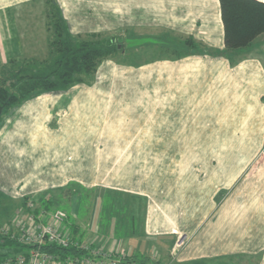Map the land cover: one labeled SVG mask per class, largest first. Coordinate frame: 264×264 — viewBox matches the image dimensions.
Here are the masks:
<instances>
[{"label": "crops", "instance_id": "obj_1", "mask_svg": "<svg viewBox=\"0 0 264 264\" xmlns=\"http://www.w3.org/2000/svg\"><path fill=\"white\" fill-rule=\"evenodd\" d=\"M30 1L0 0V67L20 55L17 11ZM58 1L75 36L105 35L124 25L160 29L181 45L186 37L194 38L203 51L184 55L175 49L160 61L129 66L104 62L94 85L40 92L25 100L0 136L1 194L20 203L16 213L25 197L38 213L48 198L56 199V209L69 207L66 226L73 236L93 248L104 247L106 255H92L98 262L111 255L120 264H264V160L251 174H243L245 167L236 172L229 163L205 176H179L185 171L179 168L171 178L175 186L162 188L146 178L154 168L144 174L133 164L138 157L153 158L154 143L229 141L214 138L229 132L227 126L232 136L246 124H258L264 134V34L242 51L215 55L208 50L226 51L219 0ZM159 62L163 86L143 85ZM116 77L126 85H100L109 79L115 84ZM234 114L236 123L227 121ZM143 144L148 149L140 152ZM70 186L143 199L139 230L135 221L125 224L118 215L105 216V195L95 193L92 201L65 197ZM30 251L17 246L6 253L17 259Z\"/></svg>", "mask_w": 264, "mask_h": 264}, {"label": "rangeland", "instance_id": "obj_2", "mask_svg": "<svg viewBox=\"0 0 264 264\" xmlns=\"http://www.w3.org/2000/svg\"><path fill=\"white\" fill-rule=\"evenodd\" d=\"M57 5L60 7V3L58 0H31L30 2L18 6L19 9L17 11V23L19 25L18 30L20 31L19 42L21 43V51L19 57L14 58V60L7 63L5 66L2 65V67H0V86L4 82L6 75L9 74V70L17 71L22 68H25L26 66L35 70L39 68H44V66L49 61L56 58L58 53L55 43H58L60 37L59 32L56 31L58 24H60V17ZM123 28L124 29L109 31L106 32L105 35H101V37H106L108 39L114 38L118 44L117 51L113 53L110 57L105 58L97 67L96 72L92 76H88L86 78L85 83H80L77 85H94L97 81L98 69L102 66V63L104 62L109 61L110 63H115L118 66H129L132 62H136L138 60L152 61L153 59V61L157 62L162 60L165 56H172L173 54H175L174 52H176V50L174 49L175 43H172V41H175L174 39L177 37L172 38V36L169 35L170 33L163 32L164 30H134L132 28H126L125 25ZM142 49H144L145 51H142ZM262 50L263 49H261V51ZM153 66V71L150 72L146 78L148 83L146 80H144L143 85L149 84L154 86H163L164 77L162 75L163 73L161 70L162 63L159 62L153 64ZM118 74L119 73H117V75ZM120 74H122V78H125L123 76L124 73ZM120 78H115V84L113 79H109L106 80L105 83L102 82L100 85H126V80ZM12 81L13 80H10L5 83L10 84ZM12 90L14 91L15 89L11 88V91ZM18 108V106L10 108L7 112H3L1 114L0 136H2L4 125L7 124L6 120L11 117V114L16 113V110H18ZM233 117V120L230 119L227 121H230L231 123L235 120L236 123V120L239 118L236 117V114H234ZM246 121L248 122L249 120ZM227 129L229 132L220 131L218 136L216 135L214 136V138L223 136L225 138H229V141L182 144H150L151 146H154V157L148 159L144 157H138L133 159V164L135 165V167H137L138 170H144V174H146L145 170L147 169V167L151 169L154 168V171H152L150 175H147V177L146 175L143 176L148 178L147 180L153 178L154 183L152 182V184H154L156 188H162V185L166 183H171L175 186L171 178L176 176L174 175V173H177L178 171L176 170L179 168H185V171H179L178 175L181 173V175L186 174L185 176L191 177L193 176L192 174L197 173L201 176H205L206 173H208L209 169L216 168L217 166H226L225 164L229 163L236 168V172L238 171V169L245 167L247 171H245L246 173L243 172V174H251L252 169L261 166V162L264 160V134L263 130H261V126L259 127L258 124L256 126L246 124L244 126L236 127L233 136L229 134L232 131V127L227 126ZM257 130L258 133L256 134ZM95 145L104 147L107 144ZM143 145L144 147L141 146V148L139 149L140 152L146 151L148 149L147 144ZM180 151L181 155H178ZM222 152H233L235 154L234 158H226L224 157ZM243 153L249 155L252 154V157L250 159L242 158L241 154ZM113 163L114 161L110 163L111 165L108 168L109 173L112 172L114 169ZM97 164L98 167H101L99 163ZM135 177L137 176L135 175ZM138 182L142 183L141 181ZM70 188L71 190H65L63 192L65 197H67V193H69V199H71L73 195H76L80 196L83 200L90 199L92 201L93 199H95V193L98 194V196L96 195V197L100 198H102V195H105V197L103 196L106 199L104 200L106 202L105 216L113 219V216L111 215H118L119 218L125 222V224L132 223L135 221V224H137L136 229L139 230V226L141 225L140 223H142L140 209H142L143 206V199H134L130 195H118V193H113L110 191L106 192L107 194H102L103 189L97 191L98 189L85 190L82 187L76 186H70ZM16 197H18L16 199L22 200L25 196L22 197L18 195ZM0 198V200L3 202L0 204V219H2L0 220L1 230V226L8 222L9 218L11 219L14 216V214L18 210V206L20 203L16 204L15 199H12V201L8 202V200H6L3 196H0ZM77 199L78 198L75 197L76 201ZM67 201L70 202V200ZM31 202H33V200H31ZM132 206L135 211L134 214H132ZM3 208L11 210L10 212H8L10 216L4 212ZM33 208L35 209L36 207ZM54 209L56 208H53L51 210ZM64 209L66 211H69V207H65ZM16 247L17 245L13 244L10 241H7L5 244L0 245V250L7 252Z\"/></svg>", "mask_w": 264, "mask_h": 264}, {"label": "trees", "instance_id": "obj_3", "mask_svg": "<svg viewBox=\"0 0 264 264\" xmlns=\"http://www.w3.org/2000/svg\"><path fill=\"white\" fill-rule=\"evenodd\" d=\"M219 2L224 24L226 51L222 53L216 50H208L212 54L227 55L230 52L242 51L249 47L260 35L264 34L263 1L219 0ZM57 8L60 17V24H58L56 28L60 37L58 43H55L58 55L53 60L49 61L44 68L35 70L26 66L17 71L9 70V74L6 75L4 79V84L2 83L0 86V106L3 107L2 113L7 112L10 108L19 106L25 100L40 92L64 90L74 85L85 83L86 78L92 76L96 72L99 64L117 51L118 44L114 38L108 39L106 37H101L102 34L98 33L85 36L73 35L58 5ZM175 41H172V43H175L174 49L181 50L184 55H190L193 53L192 51H196V53L201 52L200 49H202V45L198 44L192 37L183 39V45H181L182 41ZM184 46L186 49L183 48ZM10 80H13L10 84L5 83ZM11 88L15 90L11 91ZM110 192L114 193L115 191ZM119 194L121 193H118V195ZM0 196H3L1 192ZM3 197L8 200V202L12 201L9 197ZM54 199L48 198L45 203V209L43 210L53 209L54 202L56 201V199ZM1 203L3 202L0 200V204ZM29 203L32 202L29 201L28 198H25L22 201V207L25 208L26 211L31 212ZM3 209L6 214L11 211L7 208ZM34 213L38 212L34 210ZM10 220L9 218L8 221ZM7 241L21 247H32L11 240L9 237L3 235L0 230V245L5 244ZM41 251L54 255L60 260L85 254L84 250L75 246L64 248L49 243L41 246ZM9 259V254L0 250V264L6 263ZM11 259L14 264L16 258Z\"/></svg>", "mask_w": 264, "mask_h": 264}, {"label": "built area", "instance_id": "obj_4", "mask_svg": "<svg viewBox=\"0 0 264 264\" xmlns=\"http://www.w3.org/2000/svg\"><path fill=\"white\" fill-rule=\"evenodd\" d=\"M31 212L25 208L19 211L6 222L1 233L19 244L30 245L31 251L15 260L17 264H120V260L110 255L108 261H96L93 256L106 255L104 247L93 248L91 243H83L79 238L74 237L71 229L66 226L69 214L63 209L41 210L34 213L33 203H29ZM22 209V210H21ZM21 210V211H20ZM55 244L60 247L69 248L75 246L85 251V254L78 257H69L60 260L54 255L41 251L44 244ZM13 263L9 259L5 264Z\"/></svg>", "mask_w": 264, "mask_h": 264}, {"label": "water", "instance_id": "obj_5", "mask_svg": "<svg viewBox=\"0 0 264 264\" xmlns=\"http://www.w3.org/2000/svg\"><path fill=\"white\" fill-rule=\"evenodd\" d=\"M2 111H3V107L0 106V116H1V114H2Z\"/></svg>", "mask_w": 264, "mask_h": 264}]
</instances>
